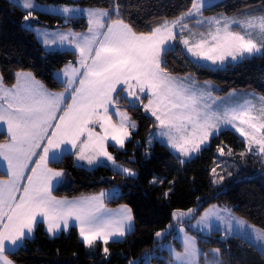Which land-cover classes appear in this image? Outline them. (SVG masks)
Listing matches in <instances>:
<instances>
[{
    "label": "snow or ice",
    "instance_id": "1",
    "mask_svg": "<svg viewBox=\"0 0 264 264\" xmlns=\"http://www.w3.org/2000/svg\"><path fill=\"white\" fill-rule=\"evenodd\" d=\"M20 6L27 13L25 22L39 7L34 0H22ZM210 6V0H191L187 11L176 19H165L149 26L148 31H137L125 22L115 0L111 10L69 6L50 9L66 22L86 15L88 27L86 32L34 29L45 46L66 44L76 53L75 62L69 61L56 74L63 91H50L30 71H16L10 86L0 74V128L6 125L7 134V140L0 142V166L7 177L0 178V264H15L9 255L24 247L39 223H44L50 234L75 224L84 245L92 248L102 242L105 256L109 255L108 242L127 234L134 219L132 209L127 205L108 209L105 200L112 190L57 199L52 189L65 172L49 167L50 163L61 162L64 155H72L78 166L111 167L118 174L135 177L136 171L119 164L107 147L111 141L113 146L124 148L137 128L128 112L121 111V99L128 107H142L154 117L156 136L165 139L178 159L201 152L213 136L226 128L244 139L248 152L255 146L264 156V96L249 94L251 98L242 102L226 103L227 98L212 95L208 82L199 85L192 76H175L165 66V56L176 50L177 42L193 60L213 65L264 55V10L259 15L246 11L231 17H203V10ZM193 18L197 25L208 26L206 33H198L199 39L191 30L188 35L184 31L189 28L184 21ZM27 27L32 28L30 24ZM97 126L100 131H96ZM217 152L224 155L225 147L218 145ZM228 154H232L231 148ZM218 167L211 169L213 184L224 180L217 173ZM157 182L164 183L157 177L150 181ZM170 191L163 193L165 198ZM197 211L177 209L171 214L175 224L169 227L183 233L184 251H171L176 264H197L200 250L196 237L185 230L191 220L196 221L191 227L219 230L222 240L241 239L264 255V228L248 224L218 205L204 209L199 217ZM213 220L222 227L214 228ZM166 232L157 231L155 236L160 238ZM211 251L217 257L211 264H221V250Z\"/></svg>",
    "mask_w": 264,
    "mask_h": 264
},
{
    "label": "trees",
    "instance_id": "2",
    "mask_svg": "<svg viewBox=\"0 0 264 264\" xmlns=\"http://www.w3.org/2000/svg\"><path fill=\"white\" fill-rule=\"evenodd\" d=\"M42 3L79 4L111 10L113 0H37ZM120 7V17L131 23L137 31H148L163 20L176 19L190 7L191 0H115ZM264 10V0H220L203 10L205 15ZM27 13L11 0H0V73L6 85L15 82L14 73L31 71L50 89L61 90L62 84L56 71L69 61L76 60L73 50H47L33 29L24 25ZM115 19V15L112 17ZM32 24L55 27H71L84 30L86 17H72L67 22L62 15L45 11L33 12ZM181 45L165 56V66L174 75H193L199 81L209 80L215 85L214 93L223 96L233 89L255 90L264 95V55H256L224 67H209L194 61L181 51ZM120 104L137 121L124 148L109 143V151L116 160L134 169L135 177H127L111 167H81L74 164V156L64 155L61 162L50 163L53 168L65 170L68 180L53 190L58 196L75 197L112 190L107 198L110 206L128 204L134 213L135 228L124 239L109 241V255L105 256L102 242L92 248L84 245L79 230L73 226L68 231L51 235L44 223H39L31 239L24 247L9 257L18 264H167L171 258L161 249L157 231L173 223L172 212L176 209L196 207L201 213L213 203L226 204L251 223L264 228V164L255 154L248 153L245 141L233 129L226 128L213 136L210 143L196 157L181 163L178 155L163 141L155 139L151 146L147 138L155 129L154 117L142 107H128L123 99ZM7 139L0 133V142ZM224 146V155L217 146ZM231 148L232 154H228ZM148 155H145V153ZM220 161L222 163H220ZM217 168L231 174L224 183L213 184L211 169ZM0 177L6 173L0 169ZM157 177L159 182L150 181ZM171 182V183H170ZM171 189L167 198L163 193ZM173 229V228H171ZM174 230L167 235L171 238ZM175 242L181 248L180 242ZM202 248L201 261L210 259L211 250L219 247L222 264H264V255L256 247L241 239L222 240L219 232L199 236ZM156 252L151 262L146 255ZM164 254V255H163Z\"/></svg>",
    "mask_w": 264,
    "mask_h": 264
},
{
    "label": "rangeland",
    "instance_id": "3",
    "mask_svg": "<svg viewBox=\"0 0 264 264\" xmlns=\"http://www.w3.org/2000/svg\"><path fill=\"white\" fill-rule=\"evenodd\" d=\"M11 1H13L14 3H16V4H18V5H21V3H22V0H11ZM218 1H220V0H210V3H211L212 5H214V4L217 3ZM34 3H35L36 5L39 6L35 11H45V12H50V13H52V12L50 11L51 8H53V7H63V6L75 7V8H79V9H90V8L106 9V8H101V7H92V6H85V5H79V4H58V3L55 4V3H42V2H39V1H37V0H34ZM255 13H256L257 15H259V14L262 13V10H260L259 12H255ZM220 14H223V15H226V16H230V17H231V16H235V15H237V14H226V13H217V14L205 15V14L203 13V17H213V16H218V15H220ZM82 16L86 17V15H83V14H82V15H77V16H74V17H82ZM86 19H87V18H86ZM31 21L33 22V19H32V18H31L29 21H27V22L24 21V25L27 27V25L30 24V25L32 26L33 30H34V29H41V30H46V31H48V32H50V33H51V32H57V31L62 30V28L59 27L58 30L56 31V30L52 29L50 26H47V25L32 24ZM186 24H188L189 28H187V29L184 30V31H185V34L188 35V34H189V30H191V33H195V34H197V35H195V37H194L195 39H199V38H200L199 35H198V33H201V32H205V33H206V32L208 31V26H207V24H204V25H197V23H196V19H194V18L192 19V21H189V22H187ZM32 28H31V29H32ZM60 32H63V30L60 31ZM36 35H37V33H36ZM37 37H38L39 40L42 42V37H39L38 35H37ZM42 44L44 45L43 42H42ZM177 46H178V45L176 44V47H177ZM44 47H45L47 50H61V49H66V48H65V47H66V44H65V45H59V44H56V45H51V46H45V45H44ZM194 61H195V60H194ZM196 62L199 63V64H201V65H205V66H209V67L217 68V67H224V66L228 65L229 63H236V62H238V61H235V62H233V61H228V62H226V63L223 64V65H220V64L213 65L210 61H203V60H202V61H196ZM205 82H208V85H209V89H208V90H210V91L212 92V95H213L214 97L218 96V95H216V94L214 93L215 85H214L211 81H209V80L202 81L201 83L204 84ZM249 94H253V95L257 96V97H258V96H264L263 94H261V93L255 91V90H249V89H233V90H231L230 92H228L227 94H224L223 96H218V97L227 98L226 101H225L226 103H228V102H232L233 100H235L236 102H242V100H243L244 98H251V96H250ZM5 127H6V125H5ZM230 129H231V128H230ZM241 138H242V137H241ZM211 139H212V138H211ZM242 139H243V138H242ZM164 140H165V139H164ZM243 140H244V139H243ZM161 141H163V140H161ZM163 142H164V141H163ZM152 143H153V142H151V144L147 143V145H148V146H151ZM245 143H246V142H245ZM244 153H245V154L252 153V154L257 155V156L259 157V160H261L262 163L264 164V156H261V155L258 153V151L256 150L255 146H253V151H252V152H248V151H247V144H246V150L244 151ZM197 155H198V153H197V154H194V155L191 156L190 158H183V157H182V158H183L184 160H187V159H191V158H193V157H196ZM220 157H221V155H220ZM220 163H222V162L220 161ZM216 166H217V165H216ZM0 169H2L3 171H5L3 168H0ZM217 173H218L219 175H223V176H224V180H223V183H224L225 178H226L227 175H229V174H227V173H225V172H223V171H221V172L219 173V170H217ZM219 175H217V177H216L217 180H219ZM0 178H5V177H0ZM212 179H213V176H212ZM217 184L219 185V183H217ZM211 205H218V206H220L221 208L230 209V210L232 211V213H233L235 216H237V217H239V218L245 220L248 224L254 225V226H256L257 228H261V227L255 225V224L251 223V222L248 221L247 219L241 217L240 215H237V214L233 211L232 207L229 206V205L213 203V204H210L209 206H211ZM209 206H207L206 208H208ZM193 208L197 209L196 207H193ZM206 208H205V209H206ZM176 210H177V209H176ZM181 210H187V209H181ZM203 211H204V210H203ZM203 211H202V212H203ZM202 212H201V213H202ZM201 213L198 214V213L196 212L195 215H196L197 217H199V215H200ZM195 223H196L195 220L188 221V222L185 224V230L187 231L188 235L196 237V240H197V247H198V249L200 250V254H199L198 257H197V264H211V262L214 261V260H216L217 257H215L214 254L211 252V253H210V259H207L206 262H202V261H201L202 248H201V246H200V244H199V236H209V235H211V234H214V232H219V233H220V237H221L222 233H221V231H219V230H213V231H211V232H208V231H201L200 228H198V227H191V225H194ZM173 224H175V221H173L172 225H173ZM213 227L216 228V229H219V228L222 227V226L219 225V222L213 220ZM172 228H173V229H171L170 227L166 228V229H167L166 234H165L164 236L158 238V239H160L159 245H160L161 249L166 250L167 253L169 254V256L171 257V258L168 260L167 264H176V262L173 260V257H172V255H171V251H172V250H174V251H176V252H183V251H184L183 243H182L183 233H180V232L177 230V228H175V227H172ZM163 230H165V229H163ZM172 230H174V233H173V235H172L171 238H168L167 235L170 234V233L172 232ZM160 231H162V230H160ZM175 239H177V240L180 242V244H181V248H179V246H178L177 243L175 242ZM217 248H219V247H214L213 249H217ZM213 249H212V250H213ZM219 249H220V248H219ZM155 253H156V252H153V253H149V254H147V255H146V261H150V262H151V257H152ZM163 255H164V254H163ZM220 256H221V252H220ZM220 256L218 257L219 260L221 259ZM220 262H221V261H220ZM152 264H156V263H152ZM221 264H222V263H221Z\"/></svg>",
    "mask_w": 264,
    "mask_h": 264
},
{
    "label": "crops",
    "instance_id": "4",
    "mask_svg": "<svg viewBox=\"0 0 264 264\" xmlns=\"http://www.w3.org/2000/svg\"><path fill=\"white\" fill-rule=\"evenodd\" d=\"M172 20H174V19H172ZM171 21V20H170ZM189 21H192V19H186L185 21H184V23H187V22H189ZM58 28L59 27H55V28H52V29H54V30H58ZM60 28H62V30H63V32H67L69 29H71L72 31H74V32H86L87 31V28L86 29H84V30H76V29H74V28H71V27H60ZM33 29V28H32ZM62 30H60V31H62ZM36 33V32H35ZM177 45H180L178 42L176 43ZM66 49H61V50H73L72 48H70V47H68L67 45H66V47H65ZM61 50H50V51H61ZM74 51V50H73ZM72 62H75V61H72ZM68 64V63H67ZM66 65V64H65ZM64 65V66H65ZM64 66L62 67V68H64ZM62 68H60V69H62ZM60 69H58L57 71H56V74H57V72H59V70ZM31 72V71H30ZM1 74V73H0ZM174 75V74H173ZM186 75H190V74H184V75H175V76H179V77H183V76H186ZM190 76H192L195 80H196V82L199 84V85H204V84H202L201 82L202 81H199L198 79H196L193 75H190ZM35 78L37 79V80H39V81H41L40 79H38L36 76H35ZM50 91H63V89H61V90H53V89H50L43 81H41ZM6 85V84H5ZM6 86H10V85H6ZM68 102H70V100L68 101ZM144 103H147V98H145L144 99ZM120 109H121V111H127L121 104H120ZM128 112V111H127ZM128 114L130 115V113L128 112ZM148 114H150V113H148ZM151 115V114H150ZM131 116V115H130ZM131 118L137 123V121L131 116ZM113 119L114 120H117L118 118L116 117V116H113ZM137 128H138V123H137ZM137 128L135 129V130H137ZM135 130H132V132L133 131H135ZM96 131H100V129H99V127L97 126L96 127ZM158 131V129H154V130H152L151 132H150V134H149V136H148V138H147V143H149V140L151 139V142H153L155 139H159V140H163L164 141V143H166L165 142V140L163 139V138H160V137H158V136H156V132ZM1 132H5L6 133V127L4 126L3 128H0V133ZM7 139H5L4 141H2V142H5ZM109 143H113V142H111V141H109ZM109 143H108V145H109ZM127 143V142H126ZM108 145H107V147H108ZM171 148V147H170ZM172 149V148H171ZM108 151H109V148H108ZM172 151H174L173 149H172ZM110 152V151H109ZM176 154H177V152L176 151H174ZM178 155V154H177ZM181 159H183L182 157H181ZM184 160V159H183ZM119 164H122V163H120L119 161H117ZM123 166H125V167H127L126 165H124V164H122ZM49 167H51L50 165H49ZM83 167H86V168H90V167H88V166H83ZM0 168H3L4 169V167L3 166H0ZM53 168V167H52ZM54 169H57V170H62V169H58V168H54ZM5 170V169H4ZM64 172H65V176L63 177V179H62V181L60 182V183H56V184H54V186H53V189H52V195L53 196H55L57 199H74V198H77V197H80V196H75V197H67V196H58V195H55L54 193H53V190L56 188V187H58L59 185H61L62 183H64V181H67L68 180V175H67V172L65 171V170H63ZM5 172V171H4ZM5 178H7V177H5ZM95 194H97V193H95ZM89 195H93V194H89ZM81 196H88V195H81ZM107 200V199H106ZM105 200V206L108 208V209H112V210H118V209H120V207L122 206V205H127L129 208H131L128 204H119V205H117V206H110V205H108V203H107V201ZM132 209V208H131ZM132 214H133V217H134V213H133V210H132ZM45 225V224H44ZM73 226H75V227H77L78 228V226H76L75 224H72L68 229H64V230H59L58 232H56V233H54V234H51V235H58V234H60V233H62V232H64V231H68L71 227H73ZM37 227V226H36ZM36 227H35V230H36ZM45 227H46V225H45ZM134 228H135V218L133 219V222H132V227L128 230V232H127V234L128 233H130L131 231H133L134 230ZM78 230H79V228H78ZM34 233H35V231H34ZM127 234L124 236V237H118V238H115V239H113V240H121V239H124L126 236H127ZM34 235V234H33ZM113 240H110V241H113ZM10 258V257H9ZM11 259V258H10ZM15 264H18V263H16L15 262Z\"/></svg>",
    "mask_w": 264,
    "mask_h": 264
}]
</instances>
